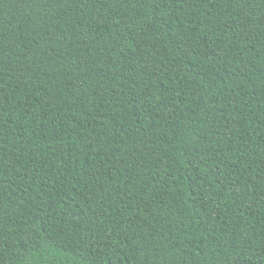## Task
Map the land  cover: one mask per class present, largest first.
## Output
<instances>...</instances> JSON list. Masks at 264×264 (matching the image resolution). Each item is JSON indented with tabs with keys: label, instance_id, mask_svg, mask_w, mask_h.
Returning a JSON list of instances; mask_svg holds the SVG:
<instances>
[{
	"label": "trees",
	"instance_id": "1",
	"mask_svg": "<svg viewBox=\"0 0 264 264\" xmlns=\"http://www.w3.org/2000/svg\"><path fill=\"white\" fill-rule=\"evenodd\" d=\"M0 264H264V0H0Z\"/></svg>",
	"mask_w": 264,
	"mask_h": 264
}]
</instances>
